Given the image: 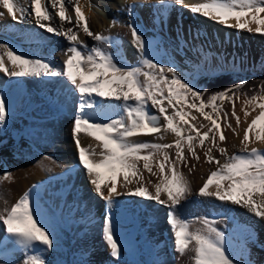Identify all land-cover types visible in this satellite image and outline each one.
<instances>
[{
	"label": "bare ground",
	"instance_id": "1",
	"mask_svg": "<svg viewBox=\"0 0 264 264\" xmlns=\"http://www.w3.org/2000/svg\"><path fill=\"white\" fill-rule=\"evenodd\" d=\"M108 1L79 0L78 6L87 20L89 29L92 31L91 28L96 26V21L100 18L96 14L95 7L103 6L106 9L108 8L107 4L110 3V6L116 11V15L103 34L111 36L117 44L116 47L102 44L92 39L83 33L82 28L78 30V39L86 45L87 43H95L93 47L105 48L107 51L112 52L119 62L123 64L138 66L140 57L132 53V50L136 49L132 45L129 29L125 26L129 21L126 5L132 4L134 0ZM152 1L150 0V2ZM17 2L27 8L28 11L32 10L31 5L28 7V4H24L20 0H17ZM63 2L68 8L66 15L74 16L75 0H63ZM150 2L144 4L137 3L134 14L131 17L137 27L145 33L144 38L149 44V56L165 66H174L178 73L186 69L180 65L186 58V55L179 52L180 47L185 50V53L187 52L191 55V59L199 57L200 61L195 67V69H199V72L194 73L193 70H190L192 74L185 79L192 85H196L201 76L237 72L249 66L259 65V63L264 64V32H249L247 29L229 27L223 23L215 22L201 13H193L188 9L191 12V19L205 30L204 35L207 33L209 45L212 48L209 52H202L201 48L196 52L195 44L193 43L195 38L194 33H191V36L186 35L185 40H178L176 33L173 32L175 31L173 22L169 23L170 30L168 32V26L163 20L152 18L150 12L154 11L156 6L153 7ZM185 2L187 4H199L206 2V0H185ZM41 7H47L49 14L53 17L51 21H42V23H50L53 27H62L63 29L75 26L74 22L68 23L65 21L62 23L60 21L57 15L58 6L57 8H52L51 0H47V5L46 0H41ZM0 13H2L0 15V42L8 43L14 48L12 43L4 39L2 34L10 29L9 32L13 37L16 35L15 37L30 38L27 41L32 42L31 49L34 50V59L41 58L51 61L60 55L64 56V52L67 49L64 40L67 39L63 35L49 33L46 29L40 28L35 23L34 18L25 19L21 26L15 24L7 10L3 8L2 3H0ZM261 15L264 16V13ZM113 21H116L115 25H113ZM235 23L234 19L227 21L228 25H234ZM256 26L254 23L250 24V27L253 29ZM6 27L8 29H5ZM92 32L94 33V31ZM121 43H123L122 47L119 46ZM14 49L18 53H23L17 47ZM23 54L30 57L26 53ZM202 59H204L203 62ZM168 75L171 76L170 73ZM25 77L27 78L24 79L23 84L19 87L20 89L7 90L6 94H3L4 91L2 92L5 101L7 100L8 103L6 104V120L0 123V132L3 134L10 133L8 135L9 139L6 137L8 140H0V209L5 207V201H7L8 206H11V204L19 199L21 193L30 189L31 204L34 208H37L36 206L40 202L38 200H42L44 204L36 211V216L39 217V222L52 233L55 239L54 250L48 252V255L44 252L42 253L46 264H192L190 259L193 255L192 253L189 252L181 255L176 250L172 227L171 225L169 226L168 220L161 218L160 213L163 212L162 209H158L159 211L157 212L153 204L147 202L146 207L143 206L146 209L144 213L141 210L137 213V207L140 209L142 199L144 201L147 199L127 194L128 189H124L121 186L123 181L122 175L118 177L117 191L124 194L114 196V203L110 210L106 202L95 193L94 186L89 183V176L78 160V151L72 135L73 121L77 114L74 109L67 107V111H64V113L57 111L56 121L50 124V126H43L40 132L41 135L38 137H35L31 131L27 130L30 127L29 122H26L25 125L18 129L16 123L18 124L19 122L21 124L20 118L26 119L32 115L39 116L35 105L44 104L42 109H52L54 105L53 101L62 98L60 93L59 96L57 94L59 88L56 83L58 80H60V83H68L65 77L57 76V80L53 81L51 85L47 88L45 87L43 90L34 86L35 93H39H37L35 101L23 105L20 113H14L12 107L18 103V92L25 93L24 97L28 96V94L30 96L29 92L32 88V83L34 79L38 78L32 75ZM6 81L3 72L0 71V84ZM6 83L9 84V81ZM35 93L32 92L33 95ZM40 94H44L45 97H40ZM43 99L44 101H42ZM95 99L99 102L98 109H101L98 118L115 119L121 114L120 102L102 100L100 97H96ZM189 102H191L190 95L184 101L176 102V107L177 109L189 112V116L185 117V119L190 124H194L197 127L205 125V127H200V130L201 132L207 131L210 121L205 120L202 113L197 111L199 108L197 105L196 108L186 107ZM164 104L167 105L166 100ZM101 105H103L102 108ZM148 110L151 114L160 117L159 123L161 126L165 125L166 122L163 119V115L158 112V108L152 107L151 102L148 104ZM168 111L170 114L172 113L171 108H168ZM232 111L233 107H228L227 113H231L229 118L231 119V128L223 121L219 122L226 140L220 142L219 133L216 134V144L219 147H224L229 156L233 153H239L242 147L241 140L243 139L244 132L251 121L259 114L260 109L256 108L253 110L252 106L245 105L243 101L238 100V103L235 105V113L240 119L239 126H237L235 117L232 116ZM245 111L249 112L247 117H245ZM204 112L209 113L210 110H204ZM177 123L185 128V136L195 133L194 131L189 133L187 125L179 118H177ZM259 128L260 126L258 125L249 134L251 140L249 149L255 147L264 151V140L257 142L254 139ZM233 129H235V133ZM176 139L175 134L169 130L129 138L130 142L149 144H173ZM80 140L82 146L88 147L91 145L95 149L97 153L96 158L98 159L101 152L98 142L83 133ZM209 147H212L210 154L220 160L221 163H224L225 157L219 153L216 147H213L211 140H206L202 147L197 143L195 151L199 159L194 158L188 152L186 146L184 148L187 162L186 164H177L176 167L185 175V178L190 183L193 195L181 201V204L177 208V215L185 220L192 221V229L203 227L199 222V218L206 217L209 220L216 221L215 226L225 234L227 253L236 264H264V218L257 217L247 208L234 205L230 202L220 201L215 197H202L195 194L199 191V187L203 186L209 174L217 168L215 163L206 162L205 152ZM149 151L153 150L149 149ZM164 151L168 152L172 160L176 159L175 147L165 149ZM141 154L146 155L147 152ZM161 159H163L162 154H157L149 163L158 164ZM47 160L53 161L55 164L46 167ZM138 167L143 179L141 180L139 176H129L132 183L128 185V188L134 190L139 184L143 183L154 194L155 189L153 185L159 182L158 175H151L145 170L143 168V161L139 162ZM154 171L158 173V167H154ZM66 173L69 177L65 176ZM5 174H11V178H5ZM210 187V191H215L214 184ZM80 193L82 194V200H78L77 198ZM105 194H107L106 189ZM161 198L166 199V195H162ZM197 198L201 200H197ZM162 207L163 209L165 207L168 208L165 205H162ZM147 210L152 211V213L149 212V215L159 217V219L148 223V220L145 219L148 216ZM109 211L112 219H114L113 225L116 237L122 246L120 257L115 258L111 256L104 235H102L104 242L98 247L96 246L93 252H90V250L81 251V247L77 250L74 249L72 237L78 235L84 237V231L89 229L93 232V236L91 234L92 238L96 239L99 235V232L97 233L96 230L103 229V224L100 225L98 217L101 214L105 216ZM166 224L170 232L164 229ZM1 226L0 242L3 243L6 238L9 243L6 244V250H4L6 251V255H9L10 263L8 264H16L14 258H25V252L18 245L10 241V238L6 235L7 233H4L5 229H2ZM68 231H72L71 238L68 236ZM160 233L164 237L169 234L171 236L170 242L167 243L165 239L160 242ZM83 240L84 238H82ZM14 250L17 251L14 252ZM10 252L12 253L10 254Z\"/></svg>",
	"mask_w": 264,
	"mask_h": 264
},
{
	"label": "snow or ice",
	"instance_id": "2",
	"mask_svg": "<svg viewBox=\"0 0 264 264\" xmlns=\"http://www.w3.org/2000/svg\"><path fill=\"white\" fill-rule=\"evenodd\" d=\"M149 2L150 0H134L132 4L126 5L129 21L125 26L129 29L132 45L140 57L138 66H132L119 62L117 57L105 48L89 49L78 39V30L82 28L84 34L102 44L112 45L114 42L111 36L93 33L89 29L87 20L78 6L79 0H75L74 6L75 26L67 29L42 23L51 21L53 17L47 7H41V0H31V11L20 5L17 0H0L14 21L22 23L27 18H34L40 28L46 29L49 33L63 35L70 42V46L64 52L66 59L59 68L50 61L27 57L23 53H18L10 44L0 42V71L9 77L63 76L74 86V91L80 98L72 127L78 160L89 176V183L94 186L95 193L106 202L109 210L114 203V196L124 194L117 191L118 177L122 175L121 186L128 189L127 194L155 200L168 207V222L173 230L176 250L181 255L192 253L190 257L192 264H236L227 253L225 234L215 226L216 221L206 217L199 218L203 227L192 229V221L177 215L181 201L193 195V192L185 175L176 165L187 162L184 155L185 146L194 158L199 159L195 151L197 146L195 142L198 141V145L202 147L206 140H211L213 147L225 157V161L221 163L213 157L210 154L212 147L208 148L205 152L206 162L215 163L217 168L209 174L195 194L230 202L247 208L257 217L264 218V151L255 147L249 149L251 142L249 134L258 125L260 128L254 139L257 142L264 140V84L257 94L248 96L247 93H243L244 104L252 106L253 110L259 108L260 112L245 130L239 153L229 156L224 147L216 144L217 133L220 142L225 141L226 137L218 123L220 113L214 102L231 100L229 92L232 90L215 92L207 95L206 99H201L205 92L185 80L174 66H165L149 56V44L131 19L137 3ZM169 2L186 7L193 13H201L229 27L247 29L249 32H264V16L261 15L264 13V0H206L199 4H187L185 0H158L161 5ZM57 6L60 21L72 23V17L66 15L68 8L63 0H51V7ZM229 19H234L236 23L228 25ZM115 23L116 21H113V25ZM253 23L257 25L255 29L250 27ZM234 87L239 89L243 84ZM250 91L255 92V89ZM189 95L193 101L189 104L190 108H196L195 101H200L197 111L202 113L205 120L210 121L207 131H200V127L205 125L197 127L185 119L189 112L177 109L176 102L184 101ZM96 97L120 102L119 117L98 118L101 109L97 107ZM165 100L167 105L164 104ZM149 102L163 115L165 125L161 126L160 117L149 112ZM205 107L211 108L216 117L212 113L204 112ZM168 108L172 109L171 114ZM6 115V102L0 97V123L5 122ZM248 115L249 112L245 111V117ZM224 116L226 118L227 113H224ZM232 116L239 126L240 119L236 116L234 101ZM177 118L187 125L189 133L194 131L195 136L192 134L185 136V128L177 123ZM228 127L231 128V124ZM162 130H169L175 134L177 139L173 144L134 143L129 140L133 136L151 135ZM233 132L235 133V129ZM82 133L98 142L101 148L98 159L91 145L88 147L81 145ZM172 147L176 149L175 160L164 151ZM143 152L147 154L142 155ZM157 154H162L163 159L158 164H150L149 161ZM140 161H143V168L151 175H158L159 182L153 185L154 194L143 183L134 190L128 188L132 183L129 176H139L141 180L143 179L138 167ZM154 167H158V173L154 171ZM5 178H11V174H5ZM213 184L215 191H210ZM162 195H166V199H162ZM0 222L10 241L25 252L22 264H46L42 253L54 250L55 239L36 216V210L31 204V189L25 191L11 206L5 201V207L0 209ZM102 231L111 256L119 258L122 246L116 237L110 211L105 215ZM30 252L33 254H29Z\"/></svg>",
	"mask_w": 264,
	"mask_h": 264
},
{
	"label": "rangeland",
	"instance_id": "3",
	"mask_svg": "<svg viewBox=\"0 0 264 264\" xmlns=\"http://www.w3.org/2000/svg\"><path fill=\"white\" fill-rule=\"evenodd\" d=\"M20 1H22V3H24V4H28V7L31 5V0H28L30 2H27L26 0H20ZM91 1H93V0H91ZM94 1H97V0H94ZM105 1H108V0H105ZM150 3L152 4L153 7L156 6L155 10L150 12V15L152 16V18L163 20L164 23L168 26V32L170 30L169 23L173 22L174 25H175V31H173V30L172 31L176 33V35H177L176 37H177L178 40H181V39L185 40L186 39L185 38L186 35L191 36V33H194L195 38L193 40L194 41L193 43L195 44L194 46H195V51L196 52H198L199 48H201L202 52H207V51L209 52L212 49L210 47V45H209V38H208L207 33H206V35H204L205 30L203 28H201L196 22H194L193 19H191L192 18L191 17V12L188 11V8L183 7L181 5L173 4V3H170V2L165 4V5H161V4L158 3V0H153ZM46 5H47V0H46ZM107 6H108V8H106V9H104L103 6L102 7L101 6H98V7L96 6L95 7L96 14L100 18H99V20L96 21V26L91 28L92 31H94V33H102L103 34L105 29L108 28V25L115 18L116 11L114 10V8H112V6H110V3H108ZM164 16H166V17H164ZM71 17H72V22L75 23V15L71 16ZM175 22H176V24H175ZM14 23L15 24H19V26L22 25V23H20V22L14 21ZM81 23H83V21ZM5 29H8V27H6ZM9 31H10V29L8 31L6 30V33H2L3 36H4V39H6L9 42H11L14 48L17 47V48L21 49L23 51V53H26L27 55H29L30 57L33 58L34 57V54H33L34 50L31 49L32 48V42L31 41L30 42L27 41V40H30V38L15 37L16 35L13 37V36H11ZM141 32L143 33V36H144L145 33L143 31H141ZM64 41L66 43V48H68L70 46V42L68 40H64ZM94 45H95V43H93V44H88L87 43V47L89 49H90V47L92 48ZM116 45L117 44L115 42H113V44L111 46H113V47L115 46L116 47ZM122 45H123V43H121L119 46L122 47ZM40 50H42V49L40 48ZM179 52L183 53L184 55H186L185 60H183L180 63V65L183 66L186 69L181 71V73L179 72V74H181L184 77V79H186L189 75L192 74V72H190V70H193L194 73H198L199 69L198 68L195 69V67L198 65V63L200 61L199 60L200 58L198 57V58L191 59V55L188 54L187 52L185 53V50L182 49L181 47L179 49ZM132 53L134 55H138L139 56V53H138L137 50H132ZM39 59H41V58H39ZM64 59H66V56L65 55L64 56L60 55V56L54 58L53 60H51L50 62H52L57 68H59L62 65V62H63ZM42 60H44V59H42ZM203 60L204 59H202V62H203ZM263 67H264V64H260L259 63V65H256V66H253V67L252 66L246 67L242 71H237V72L233 71L231 73H225L224 75H227V76H232L233 75V77H235V80L236 79H238L239 81L241 80V82H242L241 84H244L243 82L246 81L245 79H248V76L249 77L256 76V74H258V72L260 73L261 68H263ZM248 73L250 75L247 76L246 74H248ZM3 75H4L5 80L9 81V84L6 83L7 81L2 83V84H0V97H3V94H6L7 90L12 91V90H16V88L20 89L19 87H21V85L23 84L24 79L27 78L25 76L24 77H9V76H7L4 73H3ZM219 75H223V73L222 74H216V75L214 74V75L201 76V78L199 79V81L195 85V87L197 86L196 87L197 89H199V90L204 92V89L202 87L198 86L199 82L202 79H204V78H207L208 80H211L214 77L219 76ZM238 76H242L244 79L238 78ZM56 80H57V77H51V76H41L40 78L38 77V78L34 79V81L32 83V88L30 89V92H29L31 94L30 96L28 94V96L24 97L25 93L21 92L22 93L21 94L20 91L18 92V95H17L18 103L15 104L14 107H12L14 113L15 112L20 113L21 107L23 105H27L28 103H33V101H35V99L37 98V95L39 93L38 92H37L38 94L35 93V87L34 86L40 88V90H43L45 87L47 88L49 85H51V83L53 81L55 82ZM30 85H31V83H30ZM56 85L59 88L57 94L59 96V93H60L62 98H60V100L57 99L56 101L55 100L53 101L54 105L52 106L53 107L52 109H42L44 104L35 105V107L38 109L39 116L32 115V116H28V118H26V119L20 118V123L21 124H19V122H18V124L16 123V126L18 127V129H20L23 125H25L26 122H29L30 123V127L27 130L31 131V133H33L35 135V137H38V136L41 135L40 132H41V130H42L41 128L43 126H45V125L46 126H50V124H52L53 122L56 121L55 119H57V116H56L57 111H59V112L61 111V112L64 113V111H67V107H68L69 109H74V111L77 113V105L80 102V98H79L78 93H76L74 91V86L71 85L70 82H68V83H60V80H58ZM231 90L232 91L229 92L230 96L232 97L231 100L224 99V100H220V101L214 102L217 105L218 111L220 113L219 118H218V123L219 122L221 123L223 121L226 125H229L230 122H231V119H229L231 113H229V114L227 113L228 107H233V101H234V104L236 105L238 103V100H241L243 102L245 100L244 96L233 94V92L237 91L238 89H235V87H234ZM3 91H4V93L2 94ZM32 92H34L35 94L33 95ZM39 96L40 97H45L44 94H40ZM3 99H4V97H3ZM42 101H44V99ZM5 102H6V104L8 103L7 100ZM192 102L193 101H192V98H191V102H189L186 107H188L189 104H191ZM195 103L199 107L200 101L196 100ZM204 110L205 111H209L210 110L209 113H212V115L214 117H216V113H213L211 108L205 107ZM224 113H227V117L226 118L224 116ZM9 133L10 132H8L6 134L5 133L3 134V133L0 132V140L1 139L8 140L9 139L8 138L9 137L8 136ZM194 134L195 133H193V136H195ZM211 135L212 134L210 133V136ZM195 143L197 144L198 141H196ZM54 164H55V162L47 160L45 165L47 167V166H52ZM67 177H69V176L67 175ZM23 193H21V195ZM81 195H82L81 193L78 194V196H77L78 200H82L81 199ZM83 196H85V195H83ZM197 200H201V199L197 198ZM38 201H40V202H38V205L36 206L37 208H35L36 211H38L40 209V207H42V205L44 204L41 199L38 200ZM147 202H149V204L152 203L153 206L155 207V210L157 209V212L159 211L158 209H162L163 212L160 213L161 218H164V220H168V211H169V209L166 208V207L163 209L162 205L159 202L155 201V200L147 199L146 201H144L142 199V203L140 202V209H139V207H137L138 208L137 209V213L140 212V210L144 213V211L146 209L143 208V206L146 207V203ZM147 212H148V216L145 219L148 220V223H150L151 221H157L159 219V217H153V215H149V212L152 213V211L147 210ZM104 218H105L104 215H102V214L99 215L98 222H100V225L103 224ZM191 219H193V218H191ZM112 222L114 224V219H112ZM0 226L2 227V229H5L3 224H2V222H0ZM167 226L168 225L166 224L164 226V229H167V231H168L170 229ZM169 226H170V224H169ZM5 232L6 231H4V233ZM90 232L91 231L89 229H86L84 231V237H81L80 235H78L76 237L75 236L72 237L73 241L72 240L71 241H72V244H74V246H75L74 249L77 250L79 247H81V249H80L81 251H85V250L89 251L90 250V252H93L96 249V246L98 247L99 245H101V243L104 242L103 241V236H102L103 232H102L101 229L100 230H96L97 233L99 232L98 233L99 235H98V237L96 239L92 238L93 232H91V233ZM168 232H170V231H168ZM67 233H68L69 238H71L72 231H68ZM91 234H92V236H91ZM82 238H84L83 241H82ZM159 239H160V242L163 241V234H161V237L159 236ZM4 240L5 241L3 242V244L0 242V252L4 254L3 256H1L2 254H0V256H1L0 257V264H8V263H10L9 255H6V251H4V250H6L5 249L6 244H9V243H8V240L6 238ZM83 247H84V249H82ZM15 251H17V250H14V252ZM11 253L12 252H10V254ZM44 253L46 255H48V252H44ZM29 254H33V253H29ZM24 259L25 258H23V257H17V258H14V261H15L16 264H19V263L21 264Z\"/></svg>",
	"mask_w": 264,
	"mask_h": 264
},
{
	"label": "trees",
	"instance_id": "4",
	"mask_svg": "<svg viewBox=\"0 0 264 264\" xmlns=\"http://www.w3.org/2000/svg\"><path fill=\"white\" fill-rule=\"evenodd\" d=\"M247 76L250 75L249 73L246 74ZM238 78L244 79L242 76H238ZM247 83L243 84V87L238 89L237 91L233 92L235 95L244 96L243 93H247L248 96L254 95L259 93L260 87L264 84V67L261 68L260 73L256 74V76L249 77L245 79ZM242 82L238 79L235 80V77L227 76V75H220L216 76L211 80L207 78L202 79L199 82L200 87L204 89L205 96L201 99H206V96L215 92L231 90L236 85H240ZM250 89H255V92L250 91ZM230 95V94H229ZM245 97V96H244Z\"/></svg>",
	"mask_w": 264,
	"mask_h": 264
}]
</instances>
